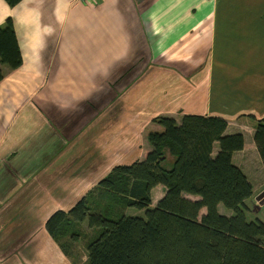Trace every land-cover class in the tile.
Returning a JSON list of instances; mask_svg holds the SVG:
<instances>
[{"label":"crops","instance_id":"obj_1","mask_svg":"<svg viewBox=\"0 0 264 264\" xmlns=\"http://www.w3.org/2000/svg\"><path fill=\"white\" fill-rule=\"evenodd\" d=\"M97 2L0 0L23 55L0 82V264H78L47 221L144 158V121L224 118L245 136L234 164L264 190V0Z\"/></svg>","mask_w":264,"mask_h":264},{"label":"trees","instance_id":"obj_2","mask_svg":"<svg viewBox=\"0 0 264 264\" xmlns=\"http://www.w3.org/2000/svg\"><path fill=\"white\" fill-rule=\"evenodd\" d=\"M6 1L16 6L23 0ZM4 65L14 70L23 65L12 18L0 26V82ZM156 120L162 131L149 133L151 147L144 158L116 166L70 211L55 212L48 232L68 255L60 238L77 241L80 225L88 222L96 233L86 264H264V220H249L246 214L254 187L233 162L245 136L227 134L222 117L187 114L180 124L168 116ZM254 139L264 165V117L257 121ZM167 150L173 156L169 168L164 166ZM158 185L167 188L166 194L150 208ZM220 204L232 214H221ZM126 207L146 209V217L119 212ZM203 208L207 213L201 217Z\"/></svg>","mask_w":264,"mask_h":264},{"label":"rangeland","instance_id":"obj_3","mask_svg":"<svg viewBox=\"0 0 264 264\" xmlns=\"http://www.w3.org/2000/svg\"><path fill=\"white\" fill-rule=\"evenodd\" d=\"M143 123L148 127L146 130V134H145L147 142L143 145V147H141L142 145L140 146L141 150L139 148V153H140L139 156L142 154V148H144V146H147L149 148L151 147V144L148 142L149 133L151 131H162V127L157 120L144 121ZM178 123L180 124L181 121H179ZM136 157H138V156L135 155V158ZM167 158L168 159H167L166 163H164V166L169 168L173 162V159L171 160V158H173V156L171 155L169 150H167ZM133 163L134 162H132V164ZM113 169H114V167L112 168V170ZM106 176H104L103 178H105ZM100 181L99 180L95 181L93 183V186L87 192V194L91 190L96 188ZM162 194L163 193H159L157 191L154 192V195L152 193V204H151L150 208H154L158 205L159 201L164 197V196H162ZM98 195H99V192H96L92 196V200H94V198H97ZM193 198H195V197H193ZM105 203H106V201L103 200L101 205H103V204L105 205ZM247 204H248V207L250 208V211L246 213L249 220H254L256 217H260L264 220V210L262 208L261 203L255 198V195L252 198L247 200ZM119 212L124 213L127 216H138V217H143V218L146 217V209H138L135 207H126L125 209H122V210L120 209ZM219 212L223 215H231L232 214V211L227 209L223 204L219 205ZM206 213H207V209L203 208L200 212V216L202 217ZM79 232L81 233V235H80V237H78L77 241H69V239L67 237H61L60 239H61V243L66 247L70 256L74 259L75 263L86 264L87 260H88L87 246L91 242V240L94 238L96 231H95V229L89 227L88 222H85L82 225H80Z\"/></svg>","mask_w":264,"mask_h":264},{"label":"built area","instance_id":"obj_4","mask_svg":"<svg viewBox=\"0 0 264 264\" xmlns=\"http://www.w3.org/2000/svg\"><path fill=\"white\" fill-rule=\"evenodd\" d=\"M83 3L88 4V5H96L98 2L97 0H81ZM264 193V190L262 191ZM261 192V193H262ZM259 202H263L262 208L264 210V195L261 197Z\"/></svg>","mask_w":264,"mask_h":264},{"label":"water","instance_id":"obj_5","mask_svg":"<svg viewBox=\"0 0 264 264\" xmlns=\"http://www.w3.org/2000/svg\"><path fill=\"white\" fill-rule=\"evenodd\" d=\"M264 195V193L262 192L258 197H257V200L260 201L261 197ZM261 205L263 204V202H260Z\"/></svg>","mask_w":264,"mask_h":264}]
</instances>
